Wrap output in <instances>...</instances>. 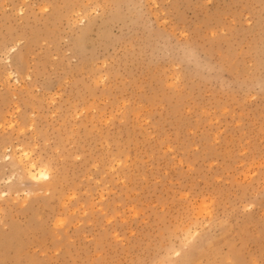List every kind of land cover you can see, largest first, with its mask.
Returning a JSON list of instances; mask_svg holds the SVG:
<instances>
[{"label": "rangeland", "instance_id": "rangeland-1", "mask_svg": "<svg viewBox=\"0 0 264 264\" xmlns=\"http://www.w3.org/2000/svg\"><path fill=\"white\" fill-rule=\"evenodd\" d=\"M0 264H264V0H0Z\"/></svg>", "mask_w": 264, "mask_h": 264}, {"label": "bare ground", "instance_id": "bare-ground-1", "mask_svg": "<svg viewBox=\"0 0 264 264\" xmlns=\"http://www.w3.org/2000/svg\"><path fill=\"white\" fill-rule=\"evenodd\" d=\"M26 157H27V155H26ZM19 162L22 163L21 160H19ZM39 167L35 166V164L30 162V160H29L24 166V171L28 174L29 179L34 184H36L39 187V189L40 188L42 189L44 186V182H46L50 179V175L45 169H40Z\"/></svg>", "mask_w": 264, "mask_h": 264}]
</instances>
